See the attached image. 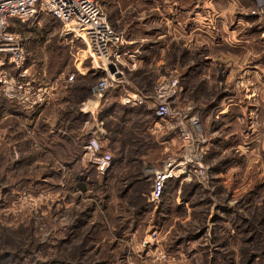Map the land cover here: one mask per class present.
<instances>
[{
  "label": "rangeland",
  "instance_id": "rangeland-1",
  "mask_svg": "<svg viewBox=\"0 0 264 264\" xmlns=\"http://www.w3.org/2000/svg\"><path fill=\"white\" fill-rule=\"evenodd\" d=\"M199 1L200 13L183 0L175 5L165 0L102 3L123 41L120 51L137 59L139 67L128 74L124 65L119 66L125 88L111 91L107 104L119 102L126 89L138 90L148 98L145 109L155 116L149 106L162 100L158 96L165 92L170 96L164 94V99L174 112L166 120L155 116L156 123L150 122L157 133L153 165L138 160L134 167L123 168L124 173L133 174L116 181L112 192L107 184L100 186L101 178L95 176L97 169L83 146L97 137L114 156L110 144L121 140L130 125L124 126L119 111L114 118H106L103 99L92 92L99 78L85 80L91 85L86 97L77 89L84 82L69 84L67 78L79 59L85 58L78 65L82 71L91 68V63L84 46L62 39L60 23L46 17L35 29L20 28L30 57L29 67L26 61L25 66L36 84L46 86L49 100L41 104L35 119L18 123L0 118V255L9 252L0 264H264V161L248 163L250 156L264 152V71L246 62L231 68L228 56L213 61L207 57L212 48L222 50L230 45L236 49L234 38L219 28L221 16L227 20L236 15L257 17L262 18V27L254 29V55L264 64V18L249 14L255 0H205L206 7L204 0ZM187 22L199 28L190 29L191 50L181 41H187ZM217 27L222 38H216ZM240 28L244 30L243 24ZM74 50L77 54L73 56ZM182 52L186 54L181 56ZM79 110L82 119L75 117ZM131 124L135 126L136 121ZM181 127L192 137L193 148L200 151L201 166L188 175L170 178L161 197L153 201L150 191L155 171L183 151ZM50 133L63 136L65 150L56 146L51 152L40 147L41 138ZM21 140L26 142L20 145ZM73 146L80 151L76 164ZM32 154L35 157L25 164L29 158L24 157ZM113 156L108 169L97 172L114 181L121 175L120 168L113 167ZM87 174L97 184L85 188L80 183L83 190H75L74 176ZM129 184L133 192L119 198L120 189ZM106 188L109 197L103 196ZM98 190L100 200L90 197ZM137 192L155 205L138 209L137 221L120 235L114 216L127 208L130 213L137 209L138 203L133 206L141 197ZM88 203L95 212L75 224ZM108 221L114 222L116 227L109 224L113 231H107Z\"/></svg>",
  "mask_w": 264,
  "mask_h": 264
},
{
  "label": "built area",
  "instance_id": "built-area-1",
  "mask_svg": "<svg viewBox=\"0 0 264 264\" xmlns=\"http://www.w3.org/2000/svg\"><path fill=\"white\" fill-rule=\"evenodd\" d=\"M103 1L0 0V91L3 96L26 109L36 108L49 100L46 86L36 84L30 77L28 67L25 66L26 50L22 38L10 30L13 18L28 21L41 14L50 15L59 21L60 36L64 41L71 45L80 43L85 47L91 68L101 74L92 87L93 96L102 98L107 91L119 85L123 86L125 80L122 71H119V66H126L128 63L126 58L133 56L126 51H120L123 41L113 30L103 10ZM165 1L175 5L182 0ZM254 7L255 9L249 14L264 18V0H255ZM72 54L73 56L77 54L76 50ZM84 59L81 58L79 61ZM128 66L135 68V61L131 59ZM73 77L74 73L69 75L67 80L70 81ZM164 94L166 97L170 96L169 93L163 92L158 96L162 100L158 103L153 102L151 106L148 105L153 108L155 116L160 120H166L174 114L170 103L164 99ZM120 101L126 105L149 103L143 92L127 89L121 95ZM191 124H196L194 117L191 118ZM180 134L184 142L183 151L169 158L162 168L154 173L150 191V198L153 201L161 197L165 184L170 178L188 175L201 166L198 162L201 153L193 148L189 132L181 127ZM83 148L98 172L103 173L108 169L112 154L102 148L97 137H91Z\"/></svg>",
  "mask_w": 264,
  "mask_h": 264
},
{
  "label": "crops",
  "instance_id": "crops-1",
  "mask_svg": "<svg viewBox=\"0 0 264 264\" xmlns=\"http://www.w3.org/2000/svg\"><path fill=\"white\" fill-rule=\"evenodd\" d=\"M183 1L184 3L187 2L190 5H192V7L196 9V12H199L197 8L201 9L199 0H183ZM248 1L251 2V0H248ZM202 4L204 5V7H206L208 3H206V1L204 0ZM220 15L222 14L220 13L219 16ZM201 17H203V15H201ZM242 18L244 20L239 18V15H236L234 19L227 20V17L223 15L221 16V19L219 18L220 20H218L219 28L225 31L228 34V37L234 38V41L237 42L235 47L236 49L238 47L239 48L237 50L234 49L235 52L234 50H232V48H230L231 47L230 45L227 48H223L222 50L218 48H216L217 50L212 48V50L210 51L208 50L209 54L207 57H211L210 60L213 61V60H221V58L228 56L229 58L228 57L227 58L231 60L230 62L231 64L229 65L231 68H235L236 66L240 67L244 64V62H246V63H252V64L255 63V65L259 66L258 68L261 69V71H264L261 68V66L264 67V64L263 63L259 64L258 62L260 58L258 57L256 60L257 55H254L255 47L253 46V40L255 41L253 35L256 34L254 32V29L258 28V25H259V28L262 27V21L260 18H257V17H256L257 20H255L256 18L255 19L253 18L252 20V18H247L245 16ZM216 22L217 21H215V23ZM189 23L190 22H187L186 24V26L187 25L189 26L187 27L188 32H186L187 34H185L184 36V38L185 37L187 38V41L186 42L183 41L184 39L181 41L184 42V46L186 49L191 50L192 42L190 41L188 42V39H189L188 37H192L191 33L193 31H191L190 29L194 30V29H199V28L198 27L191 28V25ZM242 24L244 26L243 28L244 30H241V28L239 29V27H241ZM253 25H255V28ZM202 31L204 33L205 30H202ZM216 31L218 34L216 38H222L223 37L222 33L218 30V27ZM240 31L244 33H240ZM261 37L264 39V31L261 32ZM198 49H194V51ZM204 53L205 51L203 52V54ZM228 59H225V60H228ZM132 60H134L136 63L137 59H134V57H132ZM129 61L130 59L126 58V62H128V65H129ZM78 63L79 64H77L75 68L79 70L81 73L87 72L86 70L88 69H85V67H84V71L78 68V65L82 64V61H78ZM245 65L247 64H244V66ZM136 66H137V63H136ZM209 66L210 64H208L206 68H208ZM124 68H126V66H124ZM122 88H125V87H122ZM111 98H112L111 95H104L102 97L103 99L102 104H104L103 109L106 112V118L108 119L114 118L116 116V111H119V113H121L119 115L124 120L123 121L124 126L126 127L127 123L130 125V127L127 130L123 131V134H121L123 136L122 139L117 141V143H115V145L117 144V147H114V144H111V149H113V147L120 148L124 152L122 154L121 161L116 162V159H114L115 161H113V167L122 168L124 165V162L125 163L129 162L130 164H134L138 160H142V162L145 165H153V163L156 161L157 133H155L156 132L155 125L154 126L151 125L150 122L154 121V123H156L157 120L155 116L153 115L152 112H149V110H146L145 105H142V104L141 105H126V104H122L120 101L119 102L116 101L114 102V104L111 103V105H109L107 104V101L110 100ZM110 107H111V110L108 109ZM238 111H240V109L236 110L237 113ZM134 121H136L135 126L131 124V123H134ZM137 122H140L141 124L143 123L144 125L140 127ZM137 152H141L140 155H138ZM261 161H264V152L260 153V155L254 154V156H250L248 163L252 164V162H255V164H258Z\"/></svg>",
  "mask_w": 264,
  "mask_h": 264
},
{
  "label": "trees",
  "instance_id": "trees-1",
  "mask_svg": "<svg viewBox=\"0 0 264 264\" xmlns=\"http://www.w3.org/2000/svg\"><path fill=\"white\" fill-rule=\"evenodd\" d=\"M46 17H49V20H51V18L54 20V21H56V22H58L59 23V21L57 20V19H55V18H53L52 16H50V15H45V14H41L40 16H38V17H36V18H33V19H31V20H28V21H21L20 19H18V18H13L12 19V21H11V25H10V30L11 31H13L14 33H16V34H18L21 38H22V40H23V43H24V47H25V42H24V38H23V36L20 34L21 33V30H20V28H22V27H28V28H30V27H32V29H35V24L37 23V22H39V20L42 18V21L46 18ZM49 20H47V21H49ZM45 25H46V23H44ZM37 25V24H36ZM47 26V25H46ZM25 50H26V48H25ZM182 54H186V53H184V52H182L181 53V56H183ZM29 55V53L27 52V50H26V66H28L29 67V65H28V62L30 61L29 59H30V57L28 56ZM29 60V61H28ZM144 59H142V61H143ZM130 62H131V60L129 61V64H130ZM127 72H128V74H133V73H136L137 71H139V67H137V68H130L129 66H126V69H125ZM71 71H73L74 72V77H73V79L70 81V83L69 84H72V85H77V83L78 82H84V84H82V85H80L77 89H78V91L79 92H82V93H84L83 94V96L84 97H86L87 95H89V92H90V89H91V85L90 84H87V83H85V80H88V79H93V80H97L98 78H99V76L101 75L100 73H98L96 70H94L93 68H89L88 69V71L87 72H85V73H81L79 70H77L76 68H71ZM35 79L37 80V77L35 76ZM118 87V88H117ZM115 89H111V90H109L110 91V93H109V91H107L104 95H111L112 96V93H111V91H113V90H118V91H122V87L119 85V86H117ZM43 108V106L41 107V106H38V107H36V108H32V109H26V108H24L22 105H20L19 103H17V102H14V101H10V100H8V99H6L4 96H3V94L1 93V91H0V118H1V120H4L5 122H10V121H15V122H18V123H20L21 121H23V120H25V121H29V120H32V119H35L36 118V116H38V114L40 113V111H41V109ZM74 113H77L76 115H75V117L76 116H79L78 117V119H82V114H80V110H79V113H78V111H75ZM42 114V113H41ZM40 114V115H41ZM24 131V130H23ZM43 131V130H42ZM62 137L63 136H61V135H58V134H56V133H50V134H46V136H44L43 138H41V142H40V147L41 146H43V147H45L44 149H48L49 151H51V152H54L55 150H54V147H56V146H58V148H61V149H64L65 150V148H66V144H64V142H63V140H62ZM111 138V137H110ZM112 139V138H111ZM26 141L25 140H21V142H20V145H22V144H24ZM111 145V144H110ZM111 147V146H110ZM114 147H117V144L115 145L114 144ZM113 147V152H114V159H116V162H119V161H121V159H122V154L124 153L120 148H114ZM5 149H7V148H5ZM43 152V151H42ZM39 152H36V154H35V156L38 154ZM73 156H74V160L73 161H75L74 162V164H76L77 163V158H76V156H78V154H80V151L79 150H77L74 146H73ZM56 155H57V152H56ZM30 155H27L26 157H24V158H29V159H27V160H25V161H23V162H25V164L26 163H28L32 158H34L35 156H34V154H32L30 157H29ZM58 157L59 156H61V155H57ZM131 158V157H130ZM23 159V158H22ZM20 163V165H22V162H19ZM15 165H17V164H15ZM134 165H135V163L134 164H130L129 162H127V163H125L124 162V165H123V167L121 168L120 167V171L118 172V173H120V175H121V177H118L116 180H114L113 181V179H109L107 176L108 175H104V176H102V175H100V173H98L97 172V170H93V172L95 173V176H97V177H99V178H101V180L99 181V184H100V186H102L103 184H107L108 186H107V188L112 192V191H115L116 190V187H114V183L116 182V181H119V180H121L122 178H123V176H126L127 177V174H129V173H124L125 172V170H123V168H129V167H134ZM94 166H95V164H94ZM93 166V167H94ZM95 169H96V166L94 167ZM78 170V169H77ZM77 170H75V171H77ZM75 171L73 172V174H75ZM124 173V174H123ZM90 174H91V172H90ZM130 174H133V173H130ZM86 177V180H84V178ZM74 179H75V184H77V186L75 187V190L77 189V190H79L80 192L83 190L82 189V187H84L82 184H80V183H84V185H85V188H87L88 187V185H89V187L91 186V185H93V184H97V181H95V179H93L92 177H89L88 176V174L86 175V176H79V175H75L74 176ZM134 181H136V180H134ZM110 182H113L111 185H110ZM152 183V182H151ZM88 184V185H87ZM134 184V183H133ZM132 184H129V185H124L123 187H122V189H120V190H123L122 191V193H119L120 194V196H118L119 198H125V196L126 195H129V194H131V192H133V190H132ZM107 188H106V193L105 194H103V196H105V197H109V192H108V190H107ZM136 196H140L141 195V197H139V200L137 199V202L135 201L134 202V204H133V206H135V205H137V203H138V205H137V211L135 210L134 212H132V213H130L129 211H128V208L127 209H124V211H126L125 213L124 212H120L119 214H116L114 217H115V219H116V221H114V222H117V224H119V231L121 232L120 233V235H122V234H124V232L127 230V229H129V227L131 226L132 227V225H134V223L137 221V219H138V217H139V214L137 213L138 212V209L139 210H142L144 207L146 208H151L152 206V203L153 202H151V201H149V200H147L146 199V195L144 196L143 194H140V193H136L135 194ZM94 197V198H96L97 200H100V196H101V193L99 192V190H98V192H96L95 194H91V196L90 197ZM80 196L78 195V198H79ZM137 198V197H136ZM143 199V200H142ZM102 202H100V204H101ZM92 204V203H91ZM154 204V203H153ZM89 205V203L87 204V206ZM155 205V204H154ZM103 206V205H102ZM94 206H88V207H85L84 209H82L81 210V212L76 216V219H75V224H77V223H79V222H81V221H85V219H87V218H90V213H94L95 211H94ZM141 208V209H140ZM148 208V209H149ZM103 209H105L104 207H103ZM106 209H108V206H106ZM105 209V210H106ZM143 210H145V209H143ZM130 214H129V213ZM136 212V213H135ZM127 215V216H126ZM109 222V221H108ZM114 222H109V223H106V225H107V228L106 227H104V228H106L107 229V231H109V229H111L112 231H113V229L110 227V223H111V225L114 223ZM100 224H101V222H99ZM85 225H87V224H85ZM90 225H94V222H92ZM115 224H113V226H114ZM110 227V228H109ZM114 227H116V226H114ZM77 228H79V227H77ZM131 229V228H130ZM8 253L9 252H4L3 254H1L0 255V258H2V257H5V256H7L8 255Z\"/></svg>",
  "mask_w": 264,
  "mask_h": 264
}]
</instances>
